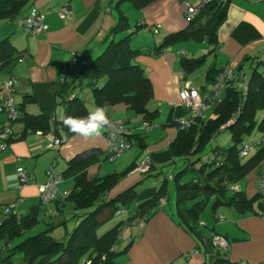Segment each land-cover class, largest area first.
I'll list each match as a JSON object with an SVG mask.
<instances>
[{
	"label": "crops",
	"instance_id": "1",
	"mask_svg": "<svg viewBox=\"0 0 264 264\" xmlns=\"http://www.w3.org/2000/svg\"><path fill=\"white\" fill-rule=\"evenodd\" d=\"M124 2H127V8H137L133 20L128 19L121 9ZM190 2L196 4L198 0ZM63 6H67L68 15L60 17L58 12ZM31 8L43 16L46 31L33 34L18 24V20L27 15ZM13 19L2 21V26L8 28H4L3 33L9 36L17 58L0 74V88L8 77L16 78L18 84L12 98L17 119L10 123L6 114L0 111V127L10 124L13 132L19 136L0 151V208L14 204L13 210L19 215L38 219V223L18 241L46 228H50L52 233L53 227L58 228L55 231L60 238L52 236L64 241L80 216L92 210L86 209L75 215L73 204L65 200L68 193L78 181L116 174L115 185L97 201L113 199L130 187H134L135 198L130 205L124 206L127 210L122 213L128 216L117 222L122 226L112 245L115 247L113 257L100 259L95 264H210L217 256L210 242L214 233L225 236L229 241L226 256L230 260L238 264L264 263V218L259 213H240L228 205L213 209L208 204L200 216L198 235L194 236L183 228L177 212L179 192L173 175L183 170L190 159L174 156L170 149L178 133V119L187 114L179 96L185 84L204 92L210 87L206 74L212 67L233 69L242 65V72L246 73L247 68L251 70L259 62L264 64V0H231L226 7L225 18L216 30L217 43L211 44L205 38H191L186 41L193 40L197 45L176 42L160 54H154L152 50L161 45L166 35L187 26L184 8L179 0H151L143 6H136L129 0H30L24 11ZM119 19H126L127 30L110 34ZM140 20H144L146 25L140 26ZM149 25H159L158 31L153 32ZM128 33H132L131 48L140 53L134 62L141 66L151 83L152 96L146 103L148 113L147 116L138 114L124 103L104 108L109 118H122L125 121L131 147L109 161L104 132L100 138L87 143L74 134L63 135L61 137L65 142L60 147L48 148L46 131L27 128L24 113L48 117L52 130L64 114V106L57 102V95L71 93L81 98L88 114L97 104L90 87V77L82 72V67L99 55L110 41ZM201 55H205L204 62L185 78L181 77L182 56L196 58ZM72 58L76 59L74 66L69 65ZM206 111L205 118L208 117ZM145 121L151 123L152 127L147 130L142 128ZM144 154L152 164L146 174L135 171L137 160ZM74 158L78 160L74 170L67 172ZM18 167L29 172L34 183L21 184L16 175ZM50 168L64 175V179L57 185L54 199L42 204L38 185L45 182L46 171ZM189 173L185 172L182 181L190 177ZM164 178H167L166 195L162 197L164 200H159L148 219L132 218L133 208L152 198ZM171 184L172 188H168ZM240 185L247 197L257 193V181H241ZM68 203L72 204L71 207ZM189 204L186 203L187 206ZM253 206L259 212V199ZM69 210H73V213L67 215ZM114 212L116 210L112 206L103 208L96 216L98 225ZM51 216L58 224L47 221ZM41 222H44L45 228L39 225ZM125 228L129 230L128 236L123 230ZM23 261L21 258L15 264H24Z\"/></svg>",
	"mask_w": 264,
	"mask_h": 264
},
{
	"label": "trees",
	"instance_id": "2",
	"mask_svg": "<svg viewBox=\"0 0 264 264\" xmlns=\"http://www.w3.org/2000/svg\"><path fill=\"white\" fill-rule=\"evenodd\" d=\"M29 1L0 0V22L14 20L13 18L24 10ZM123 1L128 0H118V2ZM129 1L136 6H143L151 0ZM228 3L219 0L207 3L200 9L195 19L188 21L185 29L166 35L161 45L152 50L153 53L160 54L170 45L191 38H205L211 44L217 43L216 30L225 18ZM127 28L126 19H119V23L111 29L110 34H118ZM131 35L132 33H128L118 40L110 41L99 55L83 65L82 72L90 77V87L97 106L105 107L124 103L136 113L147 116L146 103L152 96V88L141 66L134 62L140 53L131 48ZM15 57L16 50L9 36L5 35L0 40V74L13 62ZM204 57L205 55L196 58L182 56L180 67L184 74L183 77L194 72L204 62ZM260 63L264 66L262 62H259L252 67L249 74L242 72V65L233 68L235 76L228 81L221 102L211 108V116L198 117L189 128L178 129L177 136L170 146L174 156H184L190 159L183 170L173 175V182L179 192L176 203L180 224L194 236L199 234L200 216L208 204L213 209L228 205L233 206L240 213L251 211L259 213L253 206L259 199L258 191L253 196L247 197L241 189L240 182L264 159V114L259 121L256 120V114L264 111V69H260L258 66ZM221 68L222 66L218 69L212 67L207 72L206 78L210 85ZM61 104L64 106L63 115L87 116L86 107L77 95ZM237 109V113L234 114ZM231 118L233 121L222 127ZM23 120L26 127L30 129L41 128L57 136L72 135L60 120L51 128L53 131L50 130L48 117L44 115L24 113ZM223 129H229L231 145L226 148L216 147L213 149L212 157L201 158L200 154L204 147L214 135ZM254 131L259 133V138L251 139ZM128 139H131L129 135ZM259 139L261 142L255 147L256 152L250 157L248 154L246 156L248 158L244 160L245 157H241L240 152L246 141L252 142ZM77 161L74 158L70 162L67 172L74 170ZM198 161L200 164L193 167ZM188 171L190 177L182 181V176ZM116 180L117 175L110 174L102 178L84 179L77 182L65 200L73 204L75 215L86 209L92 210L80 216L79 221L64 241L55 239L50 234V228L18 241L24 233L38 223V219L28 215H19L15 210L7 214H2L0 210V264H10L18 253L22 255L24 264H80L88 259H91L90 264H95L101 259L102 254L106 259H111L114 252H109V250L116 242L122 225L117 223L103 234L96 235L95 231L98 226L96 216L106 206H112L118 212L122 209L126 211L124 206L130 205L135 198L134 187H130L113 199L98 202L97 200L115 185ZM166 180L167 178L163 179L159 190L152 198L133 208L132 218L148 219L150 217L159 200L166 195ZM235 183L240 186L239 191L231 188ZM188 202H190L189 206L186 205ZM259 205L261 209L260 200ZM210 264L238 263L230 260L226 253L217 251L215 260Z\"/></svg>",
	"mask_w": 264,
	"mask_h": 264
},
{
	"label": "built area",
	"instance_id": "3",
	"mask_svg": "<svg viewBox=\"0 0 264 264\" xmlns=\"http://www.w3.org/2000/svg\"><path fill=\"white\" fill-rule=\"evenodd\" d=\"M180 4L184 8L185 18L187 21L195 19L200 9L204 7L207 3L214 0H198L196 4H192L190 0H179ZM221 2H230L231 0H219ZM258 1V0H250ZM60 17H65L68 15L67 6L61 7L58 12ZM18 24L22 26L27 31L38 34L46 31L47 24L44 21L43 16L36 11V9L31 8L27 15L18 20ZM140 26L146 25L144 20H140ZM148 28L153 32H157L159 25H149ZM22 60V59H20ZM76 59L72 58L69 62L70 66H74ZM183 72H180V76L183 77ZM235 76V71L229 67H222L221 71L216 75L215 80L210 85L207 91L202 93L198 92L189 87L188 84H185L180 90L179 96L182 106L187 110L186 116L178 119L177 127L179 129H186L192 126L198 117L205 118V111L208 108H211L217 103H220L224 95V91L228 86V81L233 79ZM241 77V75L239 76ZM18 82L15 77L10 76L4 80L3 85L0 88V111L6 114L7 120L12 123L17 119V109L14 104L12 93L14 92ZM74 94L66 93L57 95V102L63 103L65 100L72 99ZM238 109L235 111L236 114ZM233 114V115H234ZM112 121V127L105 130L106 141H107V159L109 161L114 160L115 158L121 156L126 150L131 147V142L128 139L129 131L126 127L125 121L122 118H110ZM233 119L231 118L227 123L222 127L231 123ZM152 127V124L145 121L142 124V128L149 129ZM48 138V148L50 147H60L65 142V139L61 136H57L52 132L45 133ZM18 134H15L12 130L11 125L7 124L0 127V151L6 148L9 142L13 139L18 138ZM261 139L257 141H246L243 146V149L240 152L241 157H246L252 149H254ZM151 160L147 155L141 156L137 160L135 165V171L146 174L151 169ZM16 175L21 184L34 183L33 178H31L29 172H27L23 167H18L16 169ZM172 176L170 175L169 178ZM64 179V176L61 173L53 172L52 168L46 171V180L43 184L38 185V192L40 202L46 204L52 201L57 192V185L61 183ZM234 191H239L240 186L235 183L231 186ZM257 189L259 193V199L261 203L260 215L264 217V170L259 173ZM163 201L164 199L161 198ZM161 201V202H162ZM14 204L4 205L0 208L2 214H7L11 212L14 208ZM124 212V209L120 211ZM212 244L216 250L219 252H227L230 248L229 241L222 235L215 234L212 236ZM115 247L110 248V252H114ZM101 259H105V255H101ZM91 259L83 260L80 264H90Z\"/></svg>",
	"mask_w": 264,
	"mask_h": 264
},
{
	"label": "rangeland",
	"instance_id": "4",
	"mask_svg": "<svg viewBox=\"0 0 264 264\" xmlns=\"http://www.w3.org/2000/svg\"><path fill=\"white\" fill-rule=\"evenodd\" d=\"M193 1H195V0H193ZM126 4H127V2H124V3H122L121 5V9L126 13V16H127V18L128 19H130V20H133L134 19V17H133V13H136V11H137V8H134V7H129V8H127L126 7ZM27 7V6H26ZM25 7V8H26ZM24 8V9H25ZM24 11V10H23ZM185 14V13H184ZM131 22V21H130ZM3 22L1 21L0 22V40H1V38H3V37H5V34L6 33H3V31H4V28H7V27H4V26H2L3 24H2ZM132 23V22H131ZM5 25V24H4ZM8 29V28H7ZM180 43H184V44H187V43H189V44H196L197 45V43L196 42H193V40H190V41H181ZM200 44V43H199ZM260 69H264V66L263 65H260ZM247 74L250 72V69L249 68H247L246 69V71H245ZM206 113L208 114V116H211L210 114H212L211 113V110L209 111V110H207L206 111ZM263 114H264V111H259L257 114H256V120L257 121H259L260 119H261V117L263 116ZM255 138H259V133L258 132H256V131H254L252 134H251V139H255ZM231 143H232V140H231V136H230V131H229V129H223V130H220L216 135H214L212 138H211V140L209 141V143L204 147V149H203V151H202V153L200 154L201 155V158H203L202 157V155L203 156H206V158L207 157H212L213 155H214V150L213 149H215L216 147H220V148H226V147H228L229 145H231ZM256 148H254V149H252L251 150V152L249 153L250 155L248 156V157H250L253 153H255L256 152ZM209 155V156H208ZM248 157H245L244 158V160L245 159H247ZM203 159H205V158H203ZM195 164H197V165H199L200 163H199V161L198 162H196ZM264 170V159H262V161L260 162V164L255 168V169H253L242 181H243V183H244V181H257V176L259 175V173L260 172H262ZM152 180H154L155 178L154 177H150ZM168 188H172V184L171 185H168L167 186ZM173 192H175L174 190H173ZM68 205L71 207V203H68ZM209 210V208H207V210L206 211H208ZM70 211V213H67V215H70V214H72L73 213V210H69ZM69 211H67V212H69ZM128 215H127V213H118L117 211L116 212H114L111 216H109L108 218H106L104 221H100L99 222V225L96 227V231L98 232V235H100V234H102L103 232H105L104 230H107V228H109V227H111V226H113L114 224H116L119 220H121V219H123L124 217H127ZM54 217V216H53ZM52 216L49 218V219H47V221H53L54 220V218H53ZM69 220V222H70V224H72V222L70 221V219H68ZM60 221V220H59ZM53 222H56L55 224H58V222L57 221H53ZM110 224H112L111 226H110ZM39 225H41V226H43V228H45V226L46 225H44V222H41V224L39 223ZM73 227V226H72ZM128 227V226H127ZM38 228V227H37ZM129 228H131V226L129 227ZM128 228V229H129ZM52 229V233H51V231H50V233H51V235H53L55 238H57L58 239V237L60 236V235H58L57 236V232L55 231L56 229H58V228H51ZM124 231H126V228L125 229H123ZM122 230V232H124ZM125 233H127V236H128V233H129V230L128 231H126ZM123 234V233H122ZM60 238V237H59ZM17 258L16 259H14L13 260V264H15V263H19V260H21V258H22V255L20 254V253H18L17 255ZM262 264H264V263H262Z\"/></svg>",
	"mask_w": 264,
	"mask_h": 264
},
{
	"label": "clouds",
	"instance_id": "5",
	"mask_svg": "<svg viewBox=\"0 0 264 264\" xmlns=\"http://www.w3.org/2000/svg\"><path fill=\"white\" fill-rule=\"evenodd\" d=\"M187 23H188V21H187ZM74 96H76V95H74ZM59 119H60V122L63 124V126L65 128H67L68 132H70V133L74 134L75 136L81 138L85 143H87L89 141H94L97 138H100L104 134L106 129H109L112 127V121L109 118L107 111L105 110L104 107H101V106H97L94 109L90 110L88 112L87 116L78 117V116L63 115L62 114L59 117ZM257 182H258V180H257ZM257 191H258V189H257ZM259 214H260V211H259ZM215 234H217V233H214L213 235H215ZM218 235H221V234H218ZM212 236H211V241H210L211 243H212ZM212 246H213V244H212ZM216 251H218V250H216ZM220 253H227V252H220Z\"/></svg>",
	"mask_w": 264,
	"mask_h": 264
}]
</instances>
